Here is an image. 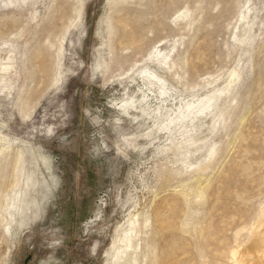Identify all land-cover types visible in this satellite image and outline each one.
Here are the masks:
<instances>
[{
  "label": "rangeland",
  "instance_id": "obj_1",
  "mask_svg": "<svg viewBox=\"0 0 264 264\" xmlns=\"http://www.w3.org/2000/svg\"><path fill=\"white\" fill-rule=\"evenodd\" d=\"M0 144V264H264V0H0Z\"/></svg>",
  "mask_w": 264,
  "mask_h": 264
},
{
  "label": "bare ground",
  "instance_id": "obj_2",
  "mask_svg": "<svg viewBox=\"0 0 264 264\" xmlns=\"http://www.w3.org/2000/svg\"><path fill=\"white\" fill-rule=\"evenodd\" d=\"M81 1V0H80ZM110 1V0H109ZM114 3V2H113ZM111 6V5H110ZM108 23H106L105 18L103 17L102 22L100 23V29L106 32L105 30L107 29ZM102 33V32H101ZM103 36V33H102ZM59 46V45H58ZM57 49V48H56ZM134 101V100H133ZM133 101L131 103H133ZM127 102V101H126ZM130 103V104H131ZM129 106V105H128ZM126 106H124L125 108ZM126 110V109H125ZM2 142V141H1ZM2 144H0V151L2 148ZM6 148V147H5ZM10 148V147H9ZM6 150V149H4ZM3 150V151H4ZM1 153V152H0ZM19 165V164H18ZM33 169V168H32ZM32 172V171H31ZM35 172V171H34ZM34 174V173H33ZM27 176V175H26ZM30 177V176H29ZM31 178V177H30ZM33 179V178H32ZM23 181V180H22ZM28 182V181H27ZM31 183V182H30ZM29 185V184H28ZM32 185V184H30ZM21 188V187H20ZM37 188V187H36ZM22 190V189H21ZM22 192V191H21ZM28 197V196H27ZM26 197V198H27ZM36 197V196H35ZM22 198V197H21ZM25 198V199H26ZM34 199V197H31ZM30 198V201H31ZM38 198V197H37ZM37 200V199H36ZM32 202V201H31ZM37 202V201H36ZM21 203H23L21 201ZM26 203V202H25ZM20 204V203H19ZM30 204V203H29ZM34 204V203H33ZM38 204V203H37ZM21 205V204H20ZM22 207V206H21ZM32 207V206H31ZM23 210V209H22ZM25 210V208H24ZM25 212V211H24ZM25 214V213H24ZM22 215V214H21ZM5 218V217H4ZM135 229H136V222L133 219H129L126 223L121 225L117 229V234L114 236V240L112 242V246L107 250V254L110 259H115L120 255L121 253H124L128 251L129 249L132 248L133 246V241L135 238ZM261 237V236H260ZM256 238L253 243L251 242V246L247 247L248 249L244 250L243 255L245 257H252L254 256L257 259L264 260V246H263V240L262 238ZM236 255V254H235ZM123 257V255L121 256ZM108 258V259H109ZM114 262V261H113ZM112 264V263H109Z\"/></svg>",
  "mask_w": 264,
  "mask_h": 264
}]
</instances>
